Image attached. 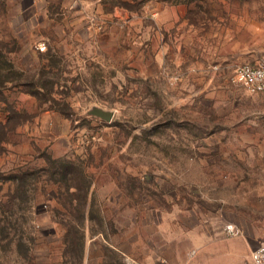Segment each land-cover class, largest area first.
Wrapping results in <instances>:
<instances>
[{
  "label": "rangeland",
  "instance_id": "1",
  "mask_svg": "<svg viewBox=\"0 0 264 264\" xmlns=\"http://www.w3.org/2000/svg\"><path fill=\"white\" fill-rule=\"evenodd\" d=\"M0 54V264H255L264 93L231 75L264 63V0H0Z\"/></svg>",
  "mask_w": 264,
  "mask_h": 264
},
{
  "label": "trees",
  "instance_id": "2",
  "mask_svg": "<svg viewBox=\"0 0 264 264\" xmlns=\"http://www.w3.org/2000/svg\"><path fill=\"white\" fill-rule=\"evenodd\" d=\"M1 55V54H0ZM1 57V56H0ZM9 81L8 78H0V85H2L4 82ZM54 85V84H53ZM34 89V87L32 88ZM33 92H30L35 97H38V91L37 90H31ZM65 160L62 161V159H53L50 156H46V163L49 165L50 169L42 168L43 171L49 172L52 179L46 180L48 183H59L57 195L59 197H67L66 194H68L69 197V203L71 200H77L78 201V207L77 210L81 213V218L84 219L87 216V210H86V204L88 202V193L90 188V181L85 180L83 176L82 169L78 167V165L73 162L71 158H64ZM28 175H31V172H25L22 171L19 175L20 185L22 184L21 181L25 179ZM40 179V178H37ZM61 186H63L64 189L61 190ZM20 192H14L13 194L9 195L7 198L8 202H11V197L19 196ZM24 196L27 199L28 193L24 192ZM5 207V203L1 200L0 201V208ZM2 228H4V224L0 225ZM84 229V228H83ZM69 233L72 232L71 244L70 249H73L75 251L78 259L81 257L82 251H83V245H84V232L83 230L74 227L71 229V232L68 230ZM77 233V234H76ZM74 235V237H73ZM1 241V240H0ZM19 242H17V245Z\"/></svg>",
  "mask_w": 264,
  "mask_h": 264
},
{
  "label": "built area",
  "instance_id": "3",
  "mask_svg": "<svg viewBox=\"0 0 264 264\" xmlns=\"http://www.w3.org/2000/svg\"><path fill=\"white\" fill-rule=\"evenodd\" d=\"M45 46L40 45L43 50ZM231 81L240 85L248 93H264V63L237 65L232 72ZM232 230L231 226L227 227ZM251 259L255 264H264V244L251 252Z\"/></svg>",
  "mask_w": 264,
  "mask_h": 264
},
{
  "label": "water",
  "instance_id": "4",
  "mask_svg": "<svg viewBox=\"0 0 264 264\" xmlns=\"http://www.w3.org/2000/svg\"><path fill=\"white\" fill-rule=\"evenodd\" d=\"M87 113L90 114V115L98 116V117H100L102 119H105V120H109L112 117V115H113L112 111L105 110V109H102V108L97 107V106L91 107L87 111Z\"/></svg>",
  "mask_w": 264,
  "mask_h": 264
}]
</instances>
